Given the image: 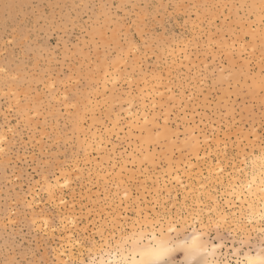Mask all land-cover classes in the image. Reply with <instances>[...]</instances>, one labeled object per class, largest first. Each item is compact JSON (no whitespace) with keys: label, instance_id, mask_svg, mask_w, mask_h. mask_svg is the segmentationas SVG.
Segmentation results:
<instances>
[{"label":"rangeland","instance_id":"rangeland-1","mask_svg":"<svg viewBox=\"0 0 264 264\" xmlns=\"http://www.w3.org/2000/svg\"><path fill=\"white\" fill-rule=\"evenodd\" d=\"M263 156L264 0H0V264L108 263L168 228L264 264Z\"/></svg>","mask_w":264,"mask_h":264},{"label":"bare ground","instance_id":"bare-ground-1","mask_svg":"<svg viewBox=\"0 0 264 264\" xmlns=\"http://www.w3.org/2000/svg\"><path fill=\"white\" fill-rule=\"evenodd\" d=\"M125 54V53H124ZM172 54H173V52H172ZM174 55V54H173ZM123 59V58H122ZM123 62V61H122ZM105 63V62H104ZM262 65V64H261ZM115 67V66H114ZM113 67V68H114ZM105 76V75H104ZM235 76V75H234ZM258 77V76H257ZM117 79V78H116ZM113 81H116V80H113ZM104 82V81H103ZM151 82V81H150ZM154 82H156V81H154ZM151 84H152V82H151ZM151 84H150V89H152L153 87L151 86ZM261 84V83H260ZM149 85V84H148ZM148 85L146 86V88L148 87ZM103 86H105V85H103ZM152 87V88H151ZM145 89V88H144ZM149 89V88H148ZM97 90V89H96ZM95 90V91H96ZM145 91H146V89H145ZM252 91H253V89H252ZM141 93V92H140ZM148 93V92H147ZM147 93H145L146 94V96L147 95H149V94H147ZM152 94V93H151ZM251 94H253V93H251ZM143 95H144V93H143ZM154 101V100H153ZM82 103H85V102H82ZM130 105H132V104H130ZM140 106H142V105H140ZM144 107V106H143ZM143 107H141V109L143 108ZM91 108V107H90ZM94 110V109H93ZM130 110V109H129ZM128 110V111H129ZM128 111H125V112H128ZM140 111H143V110H140ZM87 113L89 112V110L88 111H86ZM85 112V113H86ZM90 112H93V111H91L90 110ZM84 113V114H85ZM86 113V114H87ZM94 113V112H93ZM93 113H92V115H93ZM143 113V112H142ZM142 113H141V115H142ZM81 114H83V113H81ZM127 114H129V113H127ZM127 114H125V115H127ZM131 114V113H130ZM144 114V113H143ZM91 115V114H90ZM131 115H136L135 114V112H134V114L132 113ZM130 115V116H131ZM86 117V116H85ZM91 118L90 119H93L92 118V116H90ZM115 117V116H114ZM136 117V116H135ZM134 117V118H135ZM145 116H143L142 117V119L144 118ZM146 117H147V115H146ZM95 118V117H94ZM137 118V120L139 119L138 118V116L136 117ZM114 119V118H113ZM130 119V118H129ZM82 120V119H81ZM132 120H134L133 118L131 119V121ZM151 120V119H150ZM145 121H148L146 124L148 125V123L150 124V122L151 121H149V120H146L145 119ZM152 121H154V120H152ZM117 122V121H116ZM137 122V121H136ZM140 122V121H139ZM114 122L112 121V124H113ZM143 123V122H142ZM145 123V122H144ZM144 123L142 124V125H140V126H136L135 125V123H134V125H132L131 124V126L129 125V121H127L126 122V124H128L131 128H136V127H141V126H144V127H147L146 125H144ZM154 123V122H153ZM92 124V123H91ZM113 125H115V123L113 124ZM117 125V124H116ZM82 126V125H81ZM166 126V125H165ZM165 126H163L164 127V129H166L165 128ZM144 127H142L141 129H143ZM167 127V126H166ZM145 129V128H144ZM163 129V130H164ZM187 129L188 130H191L189 127H187ZM183 131V130H182ZM145 132V131H144ZM189 132V131H188ZM151 134L153 133V132H150ZM149 133V134H150ZM160 133V132H159ZM191 133H192V130H191ZM148 132L147 133H143V136L144 135H147V137H149L148 135ZM154 134V133H153ZM170 134V133H169ZM189 134H190V132H189ZM85 136V135H84ZM95 136H96V134H95ZM94 136V138H96ZM143 136H141V137H143ZM164 136V133H163V135H162V137ZM168 136V135H167ZM151 137V136H150ZM192 137V136H191ZM190 137V138H191ZM203 137V136H202ZM85 138V137H84ZM100 138V137H99ZM144 138V137H143ZM168 138H171V137H167L166 138V140H171V139H168ZM146 139H148V138H146ZM150 140V139H149ZM148 140V141H149ZM155 140H156V138H155ZM154 139L152 140V143L155 141ZM203 140V139H202ZM201 140V142H204V140L202 141ZM142 141H143V139L141 138L140 139V142L142 143ZM157 141V140H156ZM169 142H171V141H169ZM175 142V141H174ZM194 142L195 143H197L198 144V142L196 141V140H194ZM99 143H100V141H99ZM158 144V142H155V144ZM180 143V142H179ZM200 143V142H199ZM84 144V143H83ZM98 144V143H97ZM147 144H149L148 142H147ZM162 144L163 145H165V143L162 141L161 142V146H162ZM168 144V141H167V143H166V145ZM173 144V143H172ZM202 144V143H201ZM169 145H171V143H169L167 146H163L165 149H166V147H168V148H170L169 147ZM175 145H176V143H175ZM193 145H194V143H193ZM253 145V144H252ZM182 147V146H185L184 144L182 145H176V147ZM195 146V145H194ZM97 147V146H96ZM100 147V146H99ZM99 147H98V149H99ZM172 147H174V145L172 146ZM171 147V148H172ZM164 149V150H165ZM86 150V149H85ZM169 150V149H168ZM167 151V150H166ZM197 152V151H196ZM88 153V152H87ZM87 153H86V155H87ZM261 153H263V151H261ZM261 155V154H260ZM88 156V155H87ZM259 156V155H258ZM87 158L88 157H86V160H87ZM148 158V157H147ZM258 158V157H257ZM261 158V157H260ZM260 158H258L259 160H260ZM85 159V158H84ZM170 159V158H169ZM177 159H179V158H177ZM258 159H256V157L254 158V162H257L258 161ZM263 161H264V156H263ZM262 159L260 160V161H262ZM188 160V159H187ZM185 161V160H184ZM252 161V162H253ZM176 162V161H175ZM253 162V163H254ZM149 163V162H148ZM171 163V162H170ZM262 163V162H261ZM184 164V163H183ZM182 164V165H183ZM255 164H257V163H255ZM175 165H177V164H175ZM191 165L192 164H190V167H191ZM187 166V165H186ZM190 167H188V168H190ZM152 168V167H151ZM176 168H180V167H177L176 166ZM253 169V168H252ZM168 170V169H167ZM250 170H251V168H250ZM253 171H255V170H253ZM251 172V171H250ZM168 173H170V172H167L166 174H168ZM211 173V172H210ZM145 174H146V172H145ZM150 175V174H149ZM163 175V174H162ZM170 174H168L167 176L168 177H170L169 176ZM247 175V174H246ZM151 176V175H150ZM172 176V175H171ZM144 177V176H143ZM153 177H155L154 175H153ZM163 176H160V178H162ZM172 177H175L176 178V175H173ZM250 177V179H249V182H248V184H247V190H248V193H250V194H252V196H253V199L252 198H250V199H252L251 201L248 199L251 195H248L247 197V199L249 200V203H248V200H247V202L246 203H248V204H246V206L247 205H249V206H247L249 209H251L250 211L252 212H250V211H248V214L249 213H251V215L250 216H252V214L254 213V215H255V217H257V218H259L260 219V217H264V197H263V193H264V165H259V163L257 164V168H256V171H255V173H253V175H251V176H249ZM44 178H45V176H44ZM147 178V177H146ZM146 178H144V179H146ZM166 178V177H165ZM171 178V177H170ZM208 179V178H207ZM245 179V178H244ZM147 180V179H146ZM160 180V179H159ZM164 180V179H163ZM246 180V179H245ZM244 180V181H245ZM177 181V180H176ZM213 181V180H212ZM237 181V180H236ZM247 181H248V179H247ZM163 182V181H162ZM247 183V182H246ZM50 184V183H49ZM49 184H48V187H49V189L51 188V186H49ZM228 184V183H227ZM234 184V182H232V185ZM231 185V186H232ZM53 186H54V184H53ZM236 187V186H235ZM238 187V186H237ZM242 187H243V185H242ZM246 187V186H245ZM229 188H230V186H229ZM228 188V189H229ZM234 188V187H233ZM233 188L231 189V191H233ZM240 188V187H239ZM52 189V188H51ZM51 189H50V191H51ZM53 190V189H52ZM237 190V189H236ZM246 190V191H247ZM48 191V190H47ZM230 191V190H229ZM245 191V192H246ZM234 192H235V190H234ZM241 193L242 194V192L239 190L238 192H236V193ZM225 193V192H224ZM227 193V192H226ZM225 193V194H226ZM48 194H50L49 192H48ZM224 194V195H225ZM246 194V193H245ZM228 197L230 196V194H229V192H228ZM232 195V194H231ZM240 194H238V196H239ZM53 196V195H52ZM51 196V197H52ZM236 196V195H235ZM238 196H236L237 198H238ZM51 197H50V199H51ZM236 197H235V199H236ZM241 197H244V195L243 196H241ZM246 198V197H245ZM54 199V198H53ZM214 199V198H213ZM228 200V198L226 199V201ZM238 200L240 201V198H238ZM244 200H246V199H242L241 201H244ZM229 201V200H228ZM235 201H237V200H235ZM240 201V203H242ZM230 203H232L233 204V202H230ZM227 204V203H226ZM241 205V204H240ZM228 206V205H227ZM233 206V205H232ZM260 206V210H259V207ZM229 208V207H228ZM244 210H246V209H244ZM238 211H239V206H238ZM246 211V212H247ZM218 215H219V213H217ZM243 214V213H242ZM253 215V216H254ZM242 216V215H241ZM252 216V217H253ZM219 217H220V215H219ZM223 217H225V216H223V215H221V218L220 219H223ZM248 218V217H247ZM250 218V217H249ZM250 219H252V218H250ZM264 219V218H263ZM253 220H256V219H253ZM262 220V219H261ZM180 221H182V220H180ZM223 222L222 223H224V220H222ZM250 221V220H249ZM256 221H258V220H256ZM166 222V225H167V221H165ZM170 222V221H169ZM253 222V221H252ZM264 223V222H263ZM169 225H171V224H169ZM149 226V229L151 228V225L149 224L148 225ZM239 226V225H238ZM170 227V226H169ZM174 228V227H173ZM183 227H181L180 229H182ZM162 228H160L159 230H158V232L161 230ZM166 229H167V227H166ZM168 229H170V228H168ZM168 229L166 230V232L164 233V234H162V233H159L160 235L159 236H156V234H154V233H150L151 235H150V237H149V240L147 239V241H143L142 239H141V236H142V234H138V236L137 237H131L132 238V241L129 243V247H127V253H125V252H123V250H124V248L122 247V252L117 256V255H114L113 257H112V259L111 260H108V263H105L104 261H100V264H162L164 261H166V259L168 258V256H169V254H170V252L171 251H174V249H180V251L181 252H183L184 253V263H192V261H195L194 259H197V258H200V260H201V262H200V264H210V260L209 261H207V257L210 255V256H212V254H213V250H212V252L211 251H207L206 250V248H203L202 246V242H201V236H200V234L198 233L197 234V232H196V234H194L191 238H189L188 240H186V241H180V242H175V244H172V245H170L171 243H173V241H171V243L169 244V239H168V236H169V233H168ZM172 229V228H171ZM179 229V231H178V233L180 232L181 233V231L182 230H180ZM187 229V228H186ZM151 230V229H150ZM165 230V229H164ZM184 230V229H183ZM170 231V230H169ZM173 231H174V229H173ZM196 230H194V232H195ZM161 232V231H160ZM189 232V231H188ZM194 232H192V234L194 233ZM183 233V232H182ZM136 234V233H135ZM134 234V235H135ZM168 234V236L166 237V235ZM145 237V236H144ZM169 237H171V236H169ZM130 238V239H131ZM146 238V237H145ZM145 238H143V239H145ZM176 238V237H175ZM128 240V239H127ZM126 240V241H127ZM142 240V241H141ZM172 240V239H171ZM169 241V242H168ZM128 243V242H127ZM124 244V243H123ZM121 245V244H120ZM126 249V248H125ZM120 250H121V246H120ZM118 251H119V249H118ZM120 252V251H119ZM118 252V253H119ZM115 254V253H114ZM210 256H209V258H210ZM211 260H212V258H210ZM245 263L244 264H254L255 262L257 263L258 261H262V257L261 256H256V257H253V256H251V255H247L246 257H245ZM169 262V261H168ZM183 263V264H184ZM261 263V262H260ZM215 264H218V263H215Z\"/></svg>","mask_w":264,"mask_h":264},{"label":"snow or ice","instance_id":"snow-or-ice-1","mask_svg":"<svg viewBox=\"0 0 264 264\" xmlns=\"http://www.w3.org/2000/svg\"><path fill=\"white\" fill-rule=\"evenodd\" d=\"M163 264H169V262L168 261H164Z\"/></svg>","mask_w":264,"mask_h":264}]
</instances>
